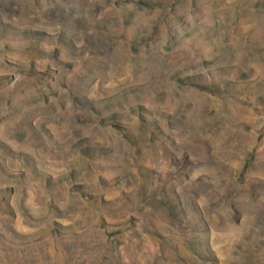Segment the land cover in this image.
<instances>
[{
	"label": "rangeland",
	"instance_id": "374dc122",
	"mask_svg": "<svg viewBox=\"0 0 264 264\" xmlns=\"http://www.w3.org/2000/svg\"><path fill=\"white\" fill-rule=\"evenodd\" d=\"M0 264H264V0H0Z\"/></svg>",
	"mask_w": 264,
	"mask_h": 264
}]
</instances>
